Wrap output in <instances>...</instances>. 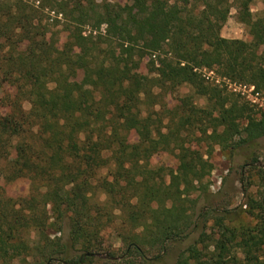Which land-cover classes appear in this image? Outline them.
Masks as SVG:
<instances>
[{"label":"trees","instance_id":"16d2710c","mask_svg":"<svg viewBox=\"0 0 264 264\" xmlns=\"http://www.w3.org/2000/svg\"><path fill=\"white\" fill-rule=\"evenodd\" d=\"M253 2L0 0V182H29L26 196L0 190V264L112 259V252L97 253L102 231L117 215L140 230L129 235L127 254L145 257L155 246L164 253L171 240L212 219L214 232H202L184 250L183 264H264V199L249 198L240 210L252 223L236 209L207 208L194 216L191 192L213 164L210 154L205 158L184 140L199 130L236 149L264 136L263 109L195 71L213 68L264 91V15H254ZM233 7L250 26L252 43L221 34ZM47 10L65 21L72 40L63 48L49 34ZM148 55L151 76L139 71ZM78 70L87 87L72 83ZM182 85L193 93L166 101ZM195 95L209 106H198ZM161 148L175 153L176 169L151 165ZM247 165L264 184L259 157ZM170 225L180 232L170 234ZM51 228H68V239L53 238Z\"/></svg>","mask_w":264,"mask_h":264},{"label":"rangeland","instance_id":"374dc122","mask_svg":"<svg viewBox=\"0 0 264 264\" xmlns=\"http://www.w3.org/2000/svg\"><path fill=\"white\" fill-rule=\"evenodd\" d=\"M114 1L120 3L126 2V0ZM251 8L255 16H263L264 0H254ZM46 18L49 22V34L55 35V38H57V45L62 48L67 46L72 38L65 29L64 19L59 18L60 20L57 21L56 18H58V14L55 10H47ZM221 34L227 38H240L251 43L254 41V35L250 26L238 21L236 7L231 9L229 18L224 24ZM153 66L154 63L151 62L148 55L142 60L139 71L147 76L154 75ZM71 81L82 87L88 86L87 76L82 70H78L75 76L71 78ZM187 93H193V90L188 85H182L177 91L168 93L166 95V101L175 104L178 96H183ZM4 94L5 92L0 88V98L3 97ZM194 101L200 107L205 108L209 106L207 98L204 96L195 95ZM30 107V103L25 101L24 108L29 110ZM186 133L187 130H182L183 135H186ZM129 138L131 141H134L136 137L134 133H132ZM184 138L185 145L200 150L205 158L210 154L209 160L213 164L211 173L203 179L202 183H199V189L191 192L190 197L195 201V208L193 209L194 216L196 213L199 214L202 210L207 208L236 209L245 222H254L250 213H242L240 210H245V203L249 201V198L264 199V184L260 179L259 171L254 168L250 169L248 167L250 165L244 166V164L255 156L259 157L262 165L264 164V136L256 140L255 144H244L236 149L221 147L213 139L201 135L199 130L194 132L193 137ZM150 163L154 167L162 166L165 168V171L168 172L169 169H176L178 159L175 153L170 149L161 148L151 157ZM107 173L108 169L105 168L100 174L104 176ZM168 178L169 177H167V179ZM243 180L247 187L245 193L243 192ZM0 190L12 197L26 196L29 192V182L27 180H19L10 183L3 181L0 182ZM100 197L104 199L106 196L100 193ZM116 214H120V212L116 211ZM122 220V217L117 215L115 220L102 231L103 250L97 253V256L98 258H106L105 252L109 251L114 253L115 257L112 259H101L98 264H183V258L185 256L183 255L184 250L199 238L202 232L209 235L214 232L213 221L211 219L201 224V228L197 230L191 229L192 232L189 236L183 237L178 241L171 240L164 253H161L159 248L155 246L147 250L146 256L142 257L138 253H126L129 235L135 233L140 235V230L136 229L134 231L126 225L124 226ZM180 230V226H169L170 234H176L180 232ZM49 233L53 238L61 236L63 240L66 241L68 239L69 230L65 228L64 231L57 232L55 229L51 228L49 229Z\"/></svg>","mask_w":264,"mask_h":264},{"label":"built area","instance_id":"2783aa9c","mask_svg":"<svg viewBox=\"0 0 264 264\" xmlns=\"http://www.w3.org/2000/svg\"><path fill=\"white\" fill-rule=\"evenodd\" d=\"M58 18H62V14L59 13ZM154 57H156L155 54ZM195 71L199 72L207 83L226 88L251 105L264 110V91L259 90L254 84L234 81L227 76H222L213 68L202 67L196 68Z\"/></svg>","mask_w":264,"mask_h":264}]
</instances>
